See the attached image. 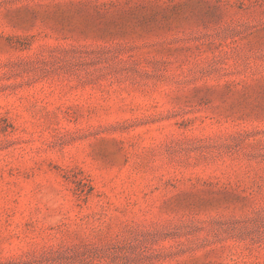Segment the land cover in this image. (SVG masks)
<instances>
[{
    "label": "rangeland",
    "instance_id": "1",
    "mask_svg": "<svg viewBox=\"0 0 264 264\" xmlns=\"http://www.w3.org/2000/svg\"><path fill=\"white\" fill-rule=\"evenodd\" d=\"M0 264H264V0H0Z\"/></svg>",
    "mask_w": 264,
    "mask_h": 264
}]
</instances>
